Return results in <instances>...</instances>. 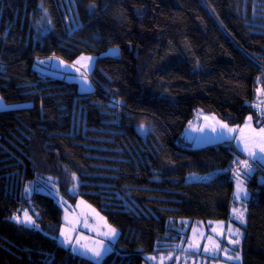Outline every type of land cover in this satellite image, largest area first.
<instances>
[{"label":"trees","instance_id":"1","mask_svg":"<svg viewBox=\"0 0 264 264\" xmlns=\"http://www.w3.org/2000/svg\"><path fill=\"white\" fill-rule=\"evenodd\" d=\"M74 8L79 24L71 29L60 0H0V96L29 103L0 110V264H97L60 245L63 208L54 194L84 199L119 230L99 264L166 255L187 223L225 222L234 202L241 155L225 144L194 148L184 136L189 123L202 112L229 126L249 116L264 126L257 109L264 0H74ZM44 16L51 21L45 34ZM111 47L122 54L97 60L89 94L34 69L39 58L72 63ZM79 110L84 128L77 130ZM140 119L149 125L145 137L135 127ZM216 170L227 172L187 180ZM19 175L20 197L10 189ZM244 186L236 250L241 264H264V185L249 174ZM25 209L38 227L13 219Z\"/></svg>","mask_w":264,"mask_h":264},{"label":"rangeland","instance_id":"2","mask_svg":"<svg viewBox=\"0 0 264 264\" xmlns=\"http://www.w3.org/2000/svg\"><path fill=\"white\" fill-rule=\"evenodd\" d=\"M60 3L63 7V14H64L65 20L69 28L73 29L74 27L78 26L79 22L77 19L75 8H74V0H60ZM48 19L49 18H47V16H44L39 24L40 26H43V31H42L43 34L48 32V30L51 28V23H49L50 20ZM46 24H49V26L47 27ZM121 54H122V51L120 47H111L108 50L99 53L98 55L82 54L79 58H77V60L80 59L82 56L92 58L91 63H89L87 67L83 66L85 62H82L81 64L78 65L75 63L77 60L71 63L57 56L52 55V56H47L44 58L37 59L36 64L34 65V69L38 71L41 75H48V76H53V77L64 78L68 82L77 84L78 90L80 93L89 94V93L94 92L95 90V85H94V82L91 76L94 72L97 60L101 58H108V57L116 58V57H120ZM61 60L64 61L63 64L60 63ZM41 61H43V63H40ZM258 85H259L258 89L260 91L258 92L257 90L258 92L257 109H260V108H264V80L263 81L260 80ZM2 99L3 98H1L0 96V110L17 109V108L29 106V103L7 104ZM205 115H209V114H205ZM205 117H208L209 119L207 121L204 119L202 124L199 123L198 125L196 117L194 120L190 122V126H189L190 129L191 127H193V125L196 127L197 132L194 137H192L191 135H188L190 131L189 128L188 130H186V135L188 137L191 136L188 141L190 142L192 141L194 148H203V147L212 145L215 142H222L223 140H225L223 138H218L217 133L211 131V125H213L216 121H219V122L221 121L218 120L216 116L212 114H210V116H205ZM82 121H83L82 111L79 110L77 114V118L75 120V126L77 130L82 127L84 128ZM206 124L208 125V127H205ZM251 124H252V127L254 128H257V129L260 128V127L254 126L253 121H251ZM244 125L239 128H243ZM135 127H136L137 132L141 136L145 137L148 134L149 125L143 119L138 120ZM229 127L236 128L237 126H229ZM200 129H203V131H201ZM237 133L239 134V131H237L236 134ZM234 136H235V133H233L230 138H233ZM222 144H225V143H222ZM237 152L241 155L240 157L241 160H244L245 157H248L246 154L242 155L243 153L239 151ZM221 171L222 170H216V171L210 172L207 175L205 174L206 176L195 174V173H193L192 175L197 176V179H195V181L207 182L205 180L215 178L216 176L221 174ZM239 171L241 174L240 178L244 184V180L249 174H245L246 170L242 166H239ZM74 176L76 177V179H73V185L70 188V194L73 196H76L79 192L80 179L77 174H74ZM201 176H203L202 179L200 178ZM191 180L192 179H189V182H191ZM10 189H12V191H14L16 195L20 197L23 191V176L22 175L15 176L12 178L10 182ZM27 189H31V191H26V197H29L32 194L34 188L31 185H27L26 190ZM53 196H55L56 201L63 208V225H62L61 230L64 228H70V229L74 228V231L72 232V240L74 236L77 235V238L75 242L73 243V247L71 248V251L74 252L75 254H78L80 256L89 258L97 262L96 259L92 257L91 253L85 252V249L81 247V245L91 246L92 242L94 241H103L106 251L102 259L99 262L101 263L103 259L105 258V256L114 250L116 241L120 234L119 230L113 227L97 208L87 203L84 199L79 198L75 203H71L67 199L62 198L59 195L54 194ZM247 199L246 200L234 199V203H233V208H237L240 210L246 209L245 220H246V213H247V207H246ZM81 201H84L85 203L81 204ZM88 206H91V207L89 208ZM92 209H95V212L99 213V217H103V220L99 219L95 215V213L92 212ZM25 211H27L28 215L31 216L32 219L34 220V217L30 213V211L25 209L21 213L14 215L20 218L21 222L19 223L21 224H25L22 222L24 219ZM231 214H232L231 215L232 220L230 219V222H226V223L225 222H222V223L211 222V221L209 222L198 221L195 224L190 223V222L187 223L185 230L182 231L183 233L182 240L181 242H179V245H177L174 250L167 252L166 255L164 254L147 255L145 257L146 259L143 264H161L162 258H163V264H241L242 256L236 250V248L241 243L242 236L239 237V240H240L239 244L229 243L228 242L229 229H232L233 232L235 229H239L243 235L242 226L245 225L246 222L241 223L232 213V210H231ZM66 215L68 217L67 220L65 219ZM15 221L17 222V220ZM70 221L72 223H70ZM106 224L110 225L111 227L117 230L118 235L115 238V240H113L110 236L104 235V233L108 231L107 227L105 226ZM25 225L29 227H36L33 225H27V224ZM193 228H195L198 233L200 232L204 233V238L200 240L199 249L189 248V242L192 238ZM213 228H217L218 231L213 232ZM220 231L223 232V235L219 234ZM208 236L213 237V239L220 244V247L222 249L215 256H213L211 253H205L203 251V248L208 244V240H207ZM231 238L237 239L235 235H233ZM77 240L80 241L79 244L76 243ZM58 241L64 246L70 247V244H67L61 235H59ZM73 248H75V251H73ZM225 249L227 250L226 254H225V251H223ZM237 253L240 256L239 260L235 258L229 259V257H235ZM152 257H155V259H151Z\"/></svg>","mask_w":264,"mask_h":264},{"label":"snow or ice","instance_id":"3","mask_svg":"<svg viewBox=\"0 0 264 264\" xmlns=\"http://www.w3.org/2000/svg\"><path fill=\"white\" fill-rule=\"evenodd\" d=\"M49 23H51V21H49ZM92 58L91 57H81L80 59H78L75 63L76 64H81L82 62H85L83 64V66L87 67V65L89 63H91ZM40 63H43V61H41ZM61 64L64 63V61H60ZM67 66V65H66ZM79 70V69H77ZM260 90L258 89V92ZM260 112L261 117H264V108H260L258 109ZM206 121L209 119L208 117L204 118ZM214 119V118H213ZM252 121V117L249 116L247 117V121L244 125L243 128H239V126H237L236 128L233 127H229V125H227L226 123H221L219 121H216L213 125H211V131L216 132L218 138H223V139H228L232 136L233 133H236L237 131H239V138H238V143L243 145V151L247 153L248 156V160H239L237 159L236 161H234V164L237 165L238 167L233 169V175L236 178V194H235V199L236 200H246L248 198V193H247V189L244 187L243 185V181L240 178V171H239V166H242L245 170L246 173L245 174H250L253 171L252 165L249 163V160H259L261 163H264V127H260V128H254L252 127L251 124ZM205 127H208V125L206 124ZM201 131H203V129H200ZM73 179H76L75 176H73ZM26 191H31V189H27ZM84 201H81V204H84ZM89 208L91 206H88ZM92 212L95 213V215L103 220V217H99V213L95 212V209H92ZM245 212L246 209L244 210H240L237 208H233L232 209V213L235 215V217L241 222V223H245ZM13 219L17 220V222H21L19 217L14 216ZM65 219L67 220L68 217L67 215L65 216ZM23 223L27 224V225H33V226H37L35 223V220L32 219L31 216L28 215L27 211H25L24 213V219L22 221ZM70 223H72L70 221ZM222 223V222H220ZM108 229V231L106 233H104V235L106 236H110L113 240H115V238L117 237L118 233L117 230L113 227H111L110 225H105ZM95 230V229H93ZM74 231V228H64L61 230L60 235L64 238V241L67 244H72L73 240H72V232ZM218 229L217 228H213V232H217ZM220 235H223V232L220 231L219 233ZM235 235L237 237V239H232L231 237ZM242 236V233L240 232L239 229H235L234 232L232 229H229V240L228 242L231 244H239L240 240L239 237ZM204 238V233L200 232L198 233L197 230L195 228L192 229V238L189 242V248H195V249H199L200 248V240ZM83 239V238H81ZM208 240V244L203 248V251L205 253H211L213 256H215L219 251H221V247L220 244L215 241L213 239V237L208 236L207 237ZM76 243H80L79 240L76 241ZM81 247H83L85 249V252L87 253H91L92 257H94L97 261V264H99L100 260L102 259L106 248L104 245L103 241H94L92 242L91 246L88 245H81ZM73 251H75V248H73ZM225 251L226 254V249L223 250ZM235 258L237 260L240 259L239 254L237 253L235 257H229V259ZM151 259H155V257H152ZM161 264H163V258L161 259Z\"/></svg>","mask_w":264,"mask_h":264},{"label":"crops","instance_id":"4","mask_svg":"<svg viewBox=\"0 0 264 264\" xmlns=\"http://www.w3.org/2000/svg\"><path fill=\"white\" fill-rule=\"evenodd\" d=\"M205 116H210V114L209 115H205V113H202V112H198V114H197V116H196V120H197V122H198V125H199V123L200 124H202V122H203V120H204V118H205ZM217 118V117H216ZM218 119V118H217ZM194 120V119H193ZM219 120V119H218ZM222 122V121H221ZM190 123H189V125L187 126V128H186V130H188V128H189V133H188V135H191L192 137H194L195 135H196V127L193 125V127H191V129H190ZM243 126V125H242ZM239 127H241V126H239ZM186 130H185V132H184V136H185V138L187 139V140H189L190 139V137H188L187 135H186ZM238 138H239V134L237 133H235V136L233 137V138H228V139H225V140H223L222 142H215L214 144H212L213 146H216V145H220V144H222V143H226L227 141L229 142H232L233 144H234V146H235V148H236V150L237 151H239V152H241V153H243L242 155H247V153L246 152H244L242 149H243V145L242 144H240V143H238ZM192 142V141H191ZM241 145V146H240ZM209 146H211V145H209ZM262 165H264V163H262ZM227 172V170H222L221 171V174H223V173H226ZM193 173H191V174H189L188 176H187V180L189 181V179H192L191 180V182H194L195 181V179H197V176H195V175H192ZM207 175V174H206ZM205 175V176H206ZM201 179L203 178V176H201L200 177ZM210 180H212V179H207V180H205V181H210ZM236 183H237V181H236V178H234V193H233V198L235 197V193H236ZM244 185V184H243ZM245 187V186H244ZM235 199V198H234ZM234 203V202H233ZM232 208H233V206H232ZM232 208H231V210H232ZM231 212H230V214H229V218H228V220L227 221H225V223L226 222H230V219H231ZM232 220V219H231ZM76 238H77V235L76 236H74V238H73V243L75 242V240H76ZM73 243L72 244H70V247H68V246H64L63 244H61L60 243V245H62V246H64V247H66V248H72L73 247Z\"/></svg>","mask_w":264,"mask_h":264},{"label":"built area","instance_id":"5","mask_svg":"<svg viewBox=\"0 0 264 264\" xmlns=\"http://www.w3.org/2000/svg\"><path fill=\"white\" fill-rule=\"evenodd\" d=\"M225 145H229L236 150L234 144L232 143L227 142L225 143ZM248 159H249L248 157H245L244 160H248ZM249 163L252 165V168H253V171L250 174L256 175L258 182L264 185V166L259 162V160H249Z\"/></svg>","mask_w":264,"mask_h":264}]
</instances>
